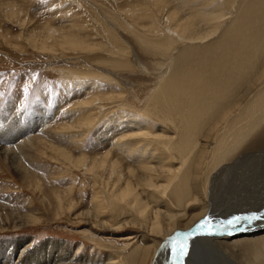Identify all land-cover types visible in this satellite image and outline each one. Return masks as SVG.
<instances>
[{
  "label": "rangeland",
  "instance_id": "374dc122",
  "mask_svg": "<svg viewBox=\"0 0 264 264\" xmlns=\"http://www.w3.org/2000/svg\"><path fill=\"white\" fill-rule=\"evenodd\" d=\"M142 1L0 0V264H51L56 259L55 253L64 256L59 251L60 243L65 244L64 251L69 257L57 264H111L112 261L128 264V256L140 255L148 242L156 249L163 244L164 238L145 229L149 228V222L139 216L137 202L133 201L142 198V203H149L151 207L153 203L148 194L151 190L143 183L136 187L139 196L133 191L125 197L113 193L112 175L117 174L112 166L114 162L125 174L133 168L141 174L138 159L147 158L142 157L140 148L128 147L137 139L123 138L132 135L134 120L146 117L148 105L156 99L153 91L163 80L158 62L171 64L160 55L141 50L132 37L133 26L150 24L140 18V11L132 15V6ZM173 1L176 7L183 3V0ZM7 2L14 3L18 15L9 12L12 7ZM177 8L182 11L180 15L186 16L183 7ZM160 19L161 16L156 18ZM50 26L71 33L80 30L78 37L102 45L93 51L73 52L60 46L42 50L41 41L30 36L45 35ZM114 35L122 36L130 43L128 47L132 46V52L121 55L123 61L120 55L111 54L109 42L112 43ZM112 58L119 59V63L111 62ZM128 61L129 65L123 66ZM92 106L98 117H94V124L84 125L80 130L75 125V117L83 107ZM154 109L153 112L160 110ZM45 118L49 119L48 126L35 131L38 128L35 124ZM152 126L155 132L164 131L157 122ZM145 127H150L149 123ZM85 130L83 141L73 137ZM30 133L35 139L34 147L21 141L22 147L16 148L5 160L2 148L17 146L18 139H25ZM4 138L10 141L3 142ZM50 145L67 155L61 156V151L57 154ZM258 145L263 147L264 142ZM24 146L28 149V158L22 155ZM130 151L136 155L129 154ZM107 154L110 158L108 155L103 163ZM15 155L20 159L13 163ZM75 160L83 161L88 169H82ZM255 168L259 172L253 177L262 181L264 165ZM95 183L103 192L107 211L94 207ZM159 195L170 203L166 193L160 191ZM255 202L249 198L245 201L251 212L259 208L251 207ZM116 222L121 225H114ZM128 235L133 238H119ZM180 243L185 246L184 253L178 256L172 243L171 256L181 263L192 247L194 258H199L196 261L201 264V253L184 240ZM225 251L240 264H247L254 246H240L234 253L227 248Z\"/></svg>",
  "mask_w": 264,
  "mask_h": 264
},
{
  "label": "bare ground",
  "instance_id": "6f19581e",
  "mask_svg": "<svg viewBox=\"0 0 264 264\" xmlns=\"http://www.w3.org/2000/svg\"><path fill=\"white\" fill-rule=\"evenodd\" d=\"M6 4L12 7L9 8L11 14L19 13L12 5L14 3ZM178 6L183 7L186 16L180 15L182 11ZM178 6L173 0H143L132 6V15L140 11V18L150 22L149 26H133L132 37L139 48L160 55L171 64L163 60L158 62L163 80L153 91L156 99L148 105L146 117L134 120L132 135L123 138L126 141L137 139L128 147L141 149L142 157L147 158L138 159L141 174L134 168L125 174L122 167L115 166V162L112 164L117 170V174L112 175L114 194L125 197L133 191L139 196L136 187L143 183L151 190L148 192L153 203L151 207L149 203L143 204L142 198L133 201L137 202L139 216L149 222V228L145 229L164 238L159 248L148 242L140 255L128 256L126 263L133 264L136 260V264H175L176 261L178 264H198L199 258H194L192 247L185 258L182 255L181 263L171 256L169 249L180 233V240L201 253V264H240L225 248L234 253L247 244L254 246L247 264H264V179L253 177L259 172L255 166L264 165V146L258 145L264 142V0H183ZM160 16L162 19L157 21ZM55 29L50 26L47 34L38 37L33 34L30 38L41 41L42 50L60 46L73 52L93 51L102 45L78 37L80 30L76 34L74 30L71 33ZM128 43L120 35L112 36V43L109 42L111 54L121 56L123 52H132ZM110 61L119 63L120 60L112 58ZM113 67L118 66L113 64ZM157 107L160 110L153 112ZM83 109L75 117L79 129L94 124V117H98L93 113V106ZM48 118L37 122L38 128L34 130L44 128ZM146 122L150 127L144 129ZM155 122L164 131L155 132L152 126ZM31 133L25 139H18L19 144L15 147L4 146L3 158L9 159L21 143L28 142L29 147H34L35 139ZM86 133L85 130L73 137L83 141ZM254 144L258 148L253 149ZM50 148L57 154L61 151V156L66 154L62 149L55 151L53 145ZM27 150L25 147L24 154L21 152L23 157H29ZM133 153L136 155L135 151L129 152ZM14 158L13 163L18 162L19 156ZM75 161L82 169L86 168L83 161ZM99 188L95 183L94 207L98 211H107ZM159 190L168 195L170 203L159 195ZM247 198L250 202L256 200L251 207L259 208L251 212L245 203ZM237 216L242 219L228 223ZM205 218L210 221L209 226L200 227ZM119 238L131 239L133 236ZM64 248L65 244L60 243L59 251L64 256L54 252L56 259L51 264L69 257ZM111 264L118 263L112 261Z\"/></svg>",
  "mask_w": 264,
  "mask_h": 264
},
{
  "label": "snow or ice",
  "instance_id": "6c2138e0",
  "mask_svg": "<svg viewBox=\"0 0 264 264\" xmlns=\"http://www.w3.org/2000/svg\"><path fill=\"white\" fill-rule=\"evenodd\" d=\"M242 219V217H233L232 220L228 221V223H234L238 220ZM210 224V221L207 220V218H205L203 221L200 222V227H208ZM180 236L181 234L180 233H177L176 235V238H175V241H174V251L177 253V255H181L184 253V249H185V246L180 243Z\"/></svg>",
  "mask_w": 264,
  "mask_h": 264
}]
</instances>
